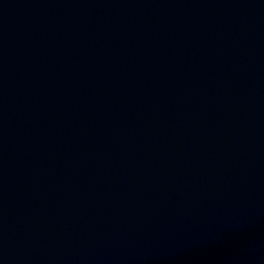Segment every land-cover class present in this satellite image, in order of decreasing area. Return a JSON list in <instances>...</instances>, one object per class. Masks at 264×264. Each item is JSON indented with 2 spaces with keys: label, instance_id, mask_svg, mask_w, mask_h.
<instances>
[{
  "label": "water",
  "instance_id": "1",
  "mask_svg": "<svg viewBox=\"0 0 264 264\" xmlns=\"http://www.w3.org/2000/svg\"><path fill=\"white\" fill-rule=\"evenodd\" d=\"M0 264H264V0H0Z\"/></svg>",
  "mask_w": 264,
  "mask_h": 264
}]
</instances>
